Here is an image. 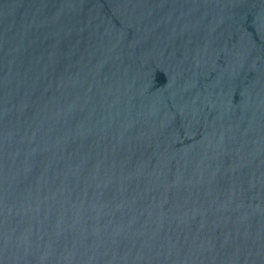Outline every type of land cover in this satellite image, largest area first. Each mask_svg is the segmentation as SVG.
I'll return each mask as SVG.
<instances>
[{
	"label": "water",
	"instance_id": "95a60500",
	"mask_svg": "<svg viewBox=\"0 0 264 264\" xmlns=\"http://www.w3.org/2000/svg\"><path fill=\"white\" fill-rule=\"evenodd\" d=\"M0 264H264V0H0Z\"/></svg>",
	"mask_w": 264,
	"mask_h": 264
}]
</instances>
